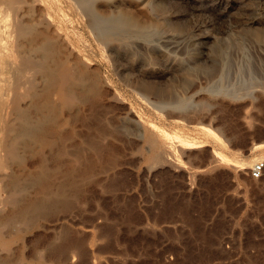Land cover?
I'll return each mask as SVG.
<instances>
[{"label":"rangeland","instance_id":"obj_1","mask_svg":"<svg viewBox=\"0 0 264 264\" xmlns=\"http://www.w3.org/2000/svg\"><path fill=\"white\" fill-rule=\"evenodd\" d=\"M61 1L68 38L88 44L100 70V134L88 104H74L59 111L53 144L9 163L20 181L36 172L50 185L28 186L26 198L62 187L72 205L3 230L12 210L0 205V264H264V174L250 177L264 162V0H147L141 13L138 0H99L101 16L151 12L160 24L112 43V54L94 48ZM141 81L158 91L152 105L134 92ZM76 150L72 188L65 172Z\"/></svg>","mask_w":264,"mask_h":264},{"label":"bare ground","instance_id":"obj_2","mask_svg":"<svg viewBox=\"0 0 264 264\" xmlns=\"http://www.w3.org/2000/svg\"><path fill=\"white\" fill-rule=\"evenodd\" d=\"M33 1L26 3V0H0V205L2 207L8 204L12 210L3 218L2 230L13 226L16 222L26 226L34 217L42 216L57 205L66 208L72 205V201L63 195L62 187L56 189L54 195L48 198H26L23 194L28 186H35L36 192L45 193L49 190V183L44 182L36 172L29 173L23 181H20V176L11 173L8 167L11 162H17L18 165L24 161V156L35 150V147L53 144L51 138L60 133V127H62V124L59 127L57 123L59 111L71 109L74 104L87 103L92 110L89 120L92 131L100 132V70L91 67L92 59L87 55L91 49L88 50V44L75 46L68 38L71 36L68 28L72 25L70 26L71 23H68L66 19L65 12L68 6L64 1ZM98 1L69 0V7L74 12L75 24L80 25L83 31L89 34L92 45L97 50L104 49L111 53L109 46L114 42L121 43L126 35L141 39L150 34L149 32H157L160 24L151 16L150 11L151 15L145 14L139 18L121 9L101 16L95 6ZM146 4H148L147 0H138L133 3V7L141 13L145 10ZM147 6L150 7V4ZM110 7L113 5L109 3ZM34 10L39 14L38 20L32 17ZM133 38L132 41L135 40ZM105 58L113 67L110 56L107 54ZM140 86L141 93L139 89L135 91V88V94L146 104L152 105L148 95L154 94V97H157L158 91L153 90L155 88L151 89L145 81H141ZM261 94L264 95V91L261 90ZM79 121L84 124L88 120L86 117L80 120L79 117ZM74 135L72 130L67 133L69 139ZM147 140L150 141L149 138ZM42 147H40L41 150ZM76 151L72 155L74 164L65 172V179L69 181L72 188H74L73 175L76 174V161H81L79 153L81 150ZM172 159L174 161L173 156ZM41 160L42 157L38 155V162ZM0 210L2 211L3 208ZM57 251L59 254L65 253L63 247L57 248Z\"/></svg>","mask_w":264,"mask_h":264},{"label":"built area","instance_id":"obj_3","mask_svg":"<svg viewBox=\"0 0 264 264\" xmlns=\"http://www.w3.org/2000/svg\"><path fill=\"white\" fill-rule=\"evenodd\" d=\"M262 174H264V162L257 161L253 163L252 167L250 168V177L252 179H259L261 178Z\"/></svg>","mask_w":264,"mask_h":264}]
</instances>
